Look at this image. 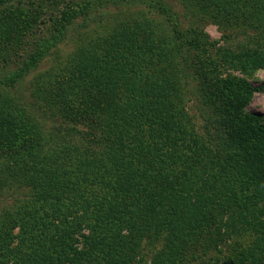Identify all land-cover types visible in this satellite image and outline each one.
<instances>
[{"label": "trees", "instance_id": "16d2710c", "mask_svg": "<svg viewBox=\"0 0 264 264\" xmlns=\"http://www.w3.org/2000/svg\"><path fill=\"white\" fill-rule=\"evenodd\" d=\"M217 1V22L258 32L224 44L165 0H125L168 30L122 18L22 96L92 4L66 1L36 36L49 5L0 0V264H264V117L246 110L264 81L219 70L264 67V0Z\"/></svg>", "mask_w": 264, "mask_h": 264}, {"label": "rangeland", "instance_id": "374dc122", "mask_svg": "<svg viewBox=\"0 0 264 264\" xmlns=\"http://www.w3.org/2000/svg\"><path fill=\"white\" fill-rule=\"evenodd\" d=\"M33 1L35 6L40 5L41 7H44L49 5L48 9L53 11L51 14H47L43 17L44 19L39 22L40 27L36 29V32H38L36 36H39V33H47L46 28L41 27V25L49 19L50 15L51 17H55V15L62 9L66 1L74 3L75 5L78 2H88L92 4V7L87 18L84 19L82 17H78L74 25L68 27L69 29L67 30L65 37L62 39V42L59 43L57 49L55 48L56 53H58L59 58L61 59L55 62L52 54L47 55L43 61L40 62L38 68L19 83L17 92L22 96L30 94V83L32 82L33 77H36L39 72H42L50 66L54 69V72L56 70V65L65 59L67 56L66 54L69 55L72 51L76 50L81 45V42L93 37L97 39L99 36L103 38L106 37V35L116 25V22H123L121 20L122 18H129L133 21L140 18L141 16L139 17V15L143 13L144 17L149 18L154 24L156 23L160 29L162 28L165 31L168 30V24L165 22L164 16L159 15L154 10H149L146 4L142 2H125V0H118L117 2L105 1L104 3L99 4L98 0H28L29 3ZM165 2L167 6L174 8V10L178 13L179 19L183 22V29H186L187 27L194 28L193 26L195 24H192L193 22L199 23L210 39H218L221 43L225 42L224 44H237L239 41L247 39L248 35H251L252 33L256 34L258 32V28H256V24L258 22L252 18L246 20L247 23L251 24V26H247L246 29L243 23H240L238 26L226 27V25H222L220 21L217 22V7L223 6V3L217 0H199L200 3H191L187 0H165ZM240 22H245V19H241ZM222 36H229V41L223 40ZM12 62L16 63L13 60ZM219 70L221 72V76L231 74L233 76L243 78L255 86L264 81V67L256 69L246 68L247 71H245L243 67L241 69L230 68L227 64L222 63ZM188 87H191V85ZM194 90V88H191L185 93L184 98L185 103L187 102L188 113L190 114L193 123L198 125L201 120L199 112L196 108L195 97L193 96ZM31 99L32 98H30V100ZM246 110L248 112L261 114L264 117V88L253 93L251 99L246 105ZM53 120L54 118L51 116L46 117V121L48 123H51ZM4 204L6 203L1 200L0 206ZM154 251V248L150 247L142 250V252L145 253V258L150 257Z\"/></svg>", "mask_w": 264, "mask_h": 264}]
</instances>
